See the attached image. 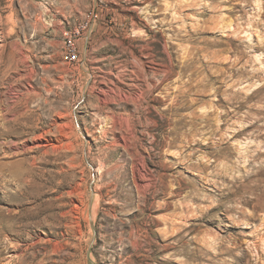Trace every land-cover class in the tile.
<instances>
[{"label":"rangeland","instance_id":"374dc122","mask_svg":"<svg viewBox=\"0 0 264 264\" xmlns=\"http://www.w3.org/2000/svg\"><path fill=\"white\" fill-rule=\"evenodd\" d=\"M0 264H264V0H0Z\"/></svg>","mask_w":264,"mask_h":264},{"label":"built area","instance_id":"2783aa9c","mask_svg":"<svg viewBox=\"0 0 264 264\" xmlns=\"http://www.w3.org/2000/svg\"><path fill=\"white\" fill-rule=\"evenodd\" d=\"M71 36L73 39V34L68 35ZM70 59L72 60V62H75L76 60H78V50L75 44V40L73 39V47H70Z\"/></svg>","mask_w":264,"mask_h":264},{"label":"bare ground","instance_id":"6f19581e","mask_svg":"<svg viewBox=\"0 0 264 264\" xmlns=\"http://www.w3.org/2000/svg\"><path fill=\"white\" fill-rule=\"evenodd\" d=\"M67 35H68V33H67ZM66 39H67V47H68V51H69L68 55L70 56V47H73V39L71 36H68Z\"/></svg>","mask_w":264,"mask_h":264}]
</instances>
